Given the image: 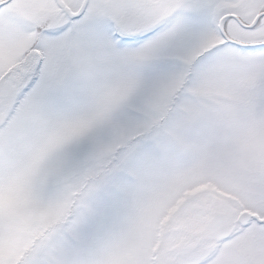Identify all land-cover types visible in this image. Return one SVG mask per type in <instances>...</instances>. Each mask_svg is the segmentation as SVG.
<instances>
[{"label": "snow or ice", "instance_id": "6c2138e0", "mask_svg": "<svg viewBox=\"0 0 264 264\" xmlns=\"http://www.w3.org/2000/svg\"><path fill=\"white\" fill-rule=\"evenodd\" d=\"M0 264H264V0H0Z\"/></svg>", "mask_w": 264, "mask_h": 264}]
</instances>
